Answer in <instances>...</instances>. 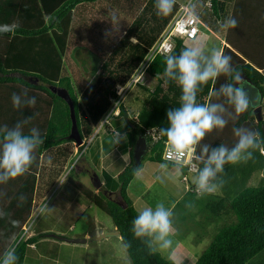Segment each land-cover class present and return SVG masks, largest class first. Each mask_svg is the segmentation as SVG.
<instances>
[{
	"label": "trees",
	"instance_id": "1",
	"mask_svg": "<svg viewBox=\"0 0 264 264\" xmlns=\"http://www.w3.org/2000/svg\"><path fill=\"white\" fill-rule=\"evenodd\" d=\"M96 1L98 0H0V25L16 21L20 24L14 33L0 34V127L7 125L11 128L18 121L31 116L30 123L24 126L25 134L35 127L44 139L43 145L35 152L36 160L29 172L6 184H0V211L7 214L0 218V257L10 246L9 238L15 234L18 241L17 264H25L27 251L29 247L33 248L31 244L35 245L39 236L51 233L40 232L22 237L23 226L33 210L42 160L58 157L55 164L59 172L58 168L66 164L72 152V149L67 148L70 147L68 144L74 142L70 135L69 104L51 86L68 91L81 137L91 135L109 110L113 99L119 97L116 84H125L131 78L149 47L179 7L176 0L172 13L163 17L157 15L155 0H105L115 11L127 14L131 21L109 51L96 45L100 64L94 69L97 72L95 78L75 83L66 72L67 53L70 47L78 46L84 37L82 30L77 28L76 19L82 18L88 5ZM204 5L209 6L218 22L229 18L237 20L236 28L223 29L220 38L226 44L223 45L222 52L231 56L233 67L242 72L255 96L248 92L252 105L239 116H235L234 110L225 105L233 112V117H226L228 124L225 128L208 133L201 144L213 147L224 144L231 148L237 142L233 128L246 127L259 132L261 148H264V0H204ZM205 15L209 16V13H198V17L206 21ZM96 25L102 27L99 22ZM185 46L181 38H176L169 54L178 55ZM165 57L166 55L156 54L146 69L157 81L154 88L148 90L146 97L141 98L137 113H133L136 118H131L128 108L123 102H119V115L112 116L109 124L105 125L104 132L110 134L111 124L119 132L130 131L128 136L131 139V152L138 136L145 134L148 127L167 128V111L180 106V87L172 81L167 84L164 82ZM226 82L230 81L222 75L214 82L209 81L203 85L202 91L197 94V102H224V98H217L210 93ZM22 89H27L29 96H35L34 107L17 109L13 106L12 94H19ZM255 106L261 107V119H257L255 115ZM122 122L124 123L121 124ZM164 141L166 137H161L151 145L153 154L150 159L173 164L162 158ZM55 147L57 149L53 152L50 148ZM199 151L198 146L197 154ZM48 152L53 154L46 156ZM141 164L142 161L133 164L131 158L130 163L117 176L112 177L106 173L108 193L105 197H100L80 181H70L113 219L122 242L129 245L125 249L132 264H176L172 258L160 252L150 253L142 240L135 238L131 231L132 221L139 211L127 194V186ZM199 165V168L203 167L202 164ZM231 166L232 164L225 165L227 176L230 173L228 169L231 172L242 171L245 175L255 170H264V153L260 149L252 150L251 159L239 163L235 169ZM196 174L197 171L193 172L192 178ZM189 178L192 180L188 173ZM240 180L241 176L235 179L228 177L220 189L222 194L218 192L216 203L210 206L216 213L224 209V212L230 211L236 217L235 220L219 228L194 264H254L251 262L253 258H256L255 264H264V260L258 259L262 257L259 254L264 252V182L246 185L238 190ZM112 181L115 184L110 188L109 182ZM112 190H116L119 198L111 195ZM21 196L25 197L23 201L20 200ZM224 201L228 206H224ZM12 221L17 223L13 224Z\"/></svg>",
	"mask_w": 264,
	"mask_h": 264
},
{
	"label": "rangeland",
	"instance_id": "2",
	"mask_svg": "<svg viewBox=\"0 0 264 264\" xmlns=\"http://www.w3.org/2000/svg\"><path fill=\"white\" fill-rule=\"evenodd\" d=\"M177 1L179 3L189 2V0ZM192 3L197 5V13H209V16L205 15V18L207 19L206 21L200 19V34L194 40H199L205 47L206 52H210L212 47L213 49L220 50L223 45L220 38L223 29L220 28L215 15L212 14L208 5H204V0H192ZM88 6L89 7L86 9L82 18L76 17V20L78 21L77 28L82 30V36L84 37L80 40V44L75 47L76 49L74 46L70 47V51L67 53L68 57L66 58V72L71 75L75 83L87 82L88 80H93L95 78L97 72H95L94 69L100 64L96 45L105 50L108 49L109 51L114 42L124 34L125 28L131 21L127 14L121 11H115V9L111 8L105 0H98L94 3H90ZM113 17H115L114 20ZM96 22H99L102 27L99 28L96 25ZM191 41L192 40L185 43L188 44ZM156 81L157 80L153 76L145 73L143 79L144 83L136 85L137 87L132 88L126 94L123 103L129 109L131 115H134L133 113L135 112L137 113V109L141 105V98L146 97L148 90L154 88ZM132 96L133 98L135 97L136 101ZM137 97H139V99H137ZM123 123L124 122L121 124ZM100 131L96 130V133L92 135L88 150L85 151L83 155L78 156L79 153L77 151L75 155L68 159L65 167L58 168L59 176L57 182L60 183L61 179L62 182L57 188L53 187L52 189H49L48 187V189H45V187H43V185H45L43 181L47 179V173L49 176L56 174L54 170L57 169V167L56 164H52V162L55 163L56 160H58V157L53 156L49 159L47 158V160H51L50 165H46L45 160L42 161L41 166L39 167L41 168L39 170L40 177L38 174L33 206L35 208L34 214H36L40 208L41 210L36 217L34 215V217L31 216L28 219L27 223L30 221L31 223L27 233L34 235L40 233L39 230L49 228L51 231L46 232L51 233L39 236L36 244L33 246L34 248L29 247L26 254L25 264H132L121 237L119 238L116 236V233H112L115 231H110V228L114 225L113 219L94 204L90 205L91 202L87 198V195L70 181L72 179L80 181L84 186L93 191L95 187L92 181V174L97 172L100 178L105 179V175H103L100 170V167L103 165L100 160L101 158L99 157L102 153L101 149L100 153H97V159L95 158L94 152L98 151L100 146L104 144V149L111 150L110 153H113V147L116 143L114 134H110L105 138V142L103 143L102 138H104V136L102 137L99 135ZM65 145L67 146V144ZM68 146H72V149L74 150L78 147L75 142L74 145H72L71 142V145ZM150 148L151 145H149V149L145 152L141 164L142 169H145V176L141 175L139 179L135 176L130 182L128 196H131L132 201H134V198H139L142 194H140L142 189L141 186L147 181L148 172L156 163V161L150 160L149 158L153 154L152 148ZM50 149H53L52 151L55 152L56 150L54 149L57 148ZM90 153L93 154L92 157L90 156ZM50 154L53 153L48 152L46 156ZM240 163L242 164L243 162ZM238 164L239 163L232 164L231 167L235 169V166ZM228 171L230 172L228 173L229 176H227V172L224 171L220 174V177L225 182L228 177H230V179H235L236 177L240 178L241 176L240 187L237 188L238 190L246 185H258L264 182V170H255L252 173H248V175L243 174L242 171L231 172L229 169ZM190 176L192 178V174H190ZM149 180L151 181V179ZM177 185L179 187L181 186L180 183ZM53 189L54 192H52ZM165 189L166 187L156 179L153 185L150 187L148 186L147 191L143 194V198H145L146 201H149L153 208L158 202H163L166 207H169L171 201L170 196L175 194L174 192L166 194L164 191ZM44 191H47L46 195L39 203V197L41 196L40 192L44 193ZM181 191H183L182 188L179 193H177V196L179 195L178 201L175 202L173 205L174 207L172 206L174 213V231L171 237L174 242L173 247L160 253L168 257L169 252L173 250V248H178L180 245H184L191 251L196 260L210 243L212 237L219 228L232 222L236 217L230 211L224 212L226 209L217 213L211 209L210 206L216 203V194H211L198 199L196 194L191 193L185 194L181 197ZM137 193L140 194L139 197L137 196ZM98 195H100V197H105L107 193L101 190L98 192ZM115 197H119V195L117 194ZM189 203L193 204L194 208H187L186 205ZM45 205L48 206L47 209H45ZM224 206H228L226 201H224ZM42 209L45 210L42 211ZM95 214L98 216L96 217ZM94 221L98 224V229L96 230H94ZM101 229L102 231H100V233H96ZM86 230H90L89 236H82V232H85ZM105 231H110L112 233L109 235V238H107L108 240H97L96 236L103 234ZM27 233H25L24 229L22 237H26ZM58 233L63 237H60ZM54 234L58 235L55 237H60L69 241L61 242L60 239L52 237ZM73 235L82 236L79 238L85 237L87 241L85 243L76 242V244H73L70 241V239L75 238ZM178 241L181 243L180 245H177ZM260 255H262V257L258 259L264 260V252H261L259 256ZM251 262L255 264L256 258H253Z\"/></svg>",
	"mask_w": 264,
	"mask_h": 264
},
{
	"label": "clouds",
	"instance_id": "3",
	"mask_svg": "<svg viewBox=\"0 0 264 264\" xmlns=\"http://www.w3.org/2000/svg\"><path fill=\"white\" fill-rule=\"evenodd\" d=\"M180 4L181 3H179V5ZM207 4L210 5V2ZM175 5L176 0H155V8L158 16H169ZM186 11L190 18H199L197 5L192 3V0H189ZM173 16H171V18ZM114 19L115 17H113V20ZM218 23L220 28L224 30L236 28L238 26V22L234 18H229L224 22ZM199 26L201 29V23ZM19 27V21L0 25V34L14 33ZM160 34L157 39L160 37ZM197 36L194 39H196ZM176 38H181L184 43L190 40L192 41L188 44L185 43L186 46L178 55L169 54L176 43ZM132 39L136 41L135 37H132ZM194 39L185 40L183 37H175V42L170 52L162 54L166 55L164 82L166 84L169 81L175 82L181 89V96L179 98L180 106L167 111L169 126L159 129V134L162 137H166L167 151L172 154V159L175 162L165 159L163 157V151L162 158L176 165V173L178 175L180 174L181 168L183 169L181 180L182 174L185 171L182 158L187 156L203 165L202 168H198L197 174L192 180L189 178L191 185L195 186V191H188L195 192L199 199L205 195L215 194L222 188L224 181L219 174L224 172L225 165L246 162L252 158V150L260 149L264 151V148H261L259 132L246 127L233 128V133L235 137H237V142L231 148L224 144H220L217 147H213L209 144H201V141L204 140L208 133L216 129L223 130L228 124V118L233 117V112H230L229 108L225 105L230 106L234 110L235 116H239L249 110L252 101L247 92V81L242 72L233 67L231 56L225 55L222 52V48L220 50L214 48L210 52H206L203 44L199 40ZM145 73L148 74L147 70ZM145 73L143 74V79ZM222 75L228 78L230 82L222 84L219 89L214 90L210 94L217 98H224V102L208 104L198 103L197 94L202 91V86L208 84L209 81L214 82ZM142 83H144L143 80L132 85L124 93L119 102L122 103L126 94L132 88L137 87L136 85ZM117 85L118 84L115 86L116 92ZM11 99L13 106L17 109H23L25 107L32 108L36 104L35 96H29L27 89H22L19 94L13 93ZM114 100L115 98L113 102ZM118 109L120 113V105H118ZM119 113L117 115H119ZM129 116H131V118H136L135 115L129 114ZM31 119V116L24 118L11 128L7 125L0 127V184H6L9 180L25 175L29 172L36 160L35 152L37 148L43 145L44 139L41 137L39 130L35 127H32L29 133L25 134L24 126L29 124ZM99 124L91 135L86 137H92L93 133H96L95 131L99 127ZM105 125L106 124H102L100 129L104 131ZM111 128V134H114L116 144L127 139L126 134L122 135L121 132L117 131L114 125L111 124L110 129ZM143 135H145L147 139L149 149V145L153 144L150 143L146 133ZM86 137H82V140ZM198 146L200 148L199 154H197ZM78 149L79 145L76 152ZM87 150L88 148L86 151ZM83 154L84 153H82V155ZM48 162L51 163V160ZM199 163L198 166L200 167ZM160 170L161 175L157 176L156 179L163 183L165 177L168 175V164H161ZM192 173L193 172H189V177ZM141 175V170L137 168L135 172L136 178L139 179ZM24 199V196L20 197L21 201ZM173 207H166L163 202H158L154 208L152 206H145L138 212V215L132 221L131 231L133 236L142 240L150 253L163 252L173 247L174 242L171 238L174 231ZM186 207L192 209L194 205L189 203ZM47 208L48 206L45 205V209ZM45 209H42V211ZM6 215V213L0 211V218ZM12 223L15 224L17 222L12 221ZM30 235L33 234L30 233ZM118 235H120V232ZM9 239L11 241L10 246L4 251L3 256L0 257V264H17L18 262L19 257L16 252L18 241L16 235L13 234ZM31 245L34 246V243ZM124 247L127 248L129 245L125 243Z\"/></svg>",
	"mask_w": 264,
	"mask_h": 264
},
{
	"label": "crops",
	"instance_id": "4",
	"mask_svg": "<svg viewBox=\"0 0 264 264\" xmlns=\"http://www.w3.org/2000/svg\"><path fill=\"white\" fill-rule=\"evenodd\" d=\"M221 42H222V44L224 45V44H226V42L225 41H223V40H221ZM223 45H222V47H223ZM247 92H250L251 94V96H255V92H254V90H251L249 87H247ZM132 98H133V96H132ZM134 99V98H133ZM135 100V99H134ZM136 101V100H135ZM128 112H129V114H131L130 113V111H129V109H128ZM115 127V126H114ZM118 130V129H117ZM100 131V130H99ZM126 131H122L121 132V134L123 135V134H126V136H127V139L125 140V141H121L119 144H115L114 145V147H113V153H110L111 152V150H105L104 149V147H105V145L103 144L102 146H100V148H99V150L98 151H96V152H94V155H95V158L97 159V157H98V155H97V153H100V149H101V155L99 156L101 159V163L103 164L101 167H100V170H101V172L103 173V175H105L106 173H108V174H110L112 177H115V176H117V174H118V172L124 167V166H126L128 163H130V161H131V158H133V151L131 152V147H130V137L128 136V133L130 132H126ZM94 134V133H93ZM105 134H106V136H105ZM99 135H101L102 137L104 136V138H102V142L104 143L105 141V138H107L109 135H110V133H108V132H104L102 129H101V131H100V134ZM98 135V136H99ZM100 136V137H101ZM69 143V142H68ZM69 145V144H68ZM72 145H74V142H72ZM67 148H69V149H72V146L71 147H67ZM75 148V147H74ZM76 149L77 148H75V150L74 149H72V152L70 153V157L71 156H73L74 154H75V152H76ZM133 149H134V147H133ZM116 153H118V154H116ZM90 156L92 157L93 156V154L92 153H90ZM152 156V155H151ZM150 156V157H151ZM69 157V158H70ZM149 157V158H150ZM142 159H143V156H142ZM151 160V159H150ZM43 161V160H42ZM49 160H47L46 161V165H50V163L48 162ZM155 161V160H154ZM164 163H167V162H163V161H156V163L153 165V168L148 172V177H147V181H145V184L143 185V186H141L142 187V189H141V191H140V194L139 193H137V196L139 197V195H140V197L139 198H134V201H133V204H134V206L140 211L143 207H145V206H152V204H150V202L149 201H146V199L145 198H143V194L147 191V188H148V186L150 187L151 185H153L154 183H155V181H156V177L157 176H159V175H161V170H160V165L161 164H164ZM52 164H55L54 162H52ZM66 164H67V162H66ZM66 164L64 165V167L66 166ZM168 164V175H167V177H165V179H164V182L163 183H161L163 186H165L166 187V189L164 190L165 191V193L167 194V193H171V192H174V194L175 195H173V196H170V199H171V201H170V206L169 207H172L174 204H175V202L176 201H178V199H179V195L177 196V193H179V191H180V189L182 188L183 189V191H181V197H183L185 194H196L195 192H187L188 190L186 189V186H185V183L181 180V173L183 172V169L181 168V170H180V174L178 175L177 173H176V165L173 163V164H169V163H167ZM41 166V165H40ZM94 166H96V165H94ZM142 166V165H141ZM41 168H39V170H40ZM140 170H141V173H142V175L143 176H145V169L143 168L142 169V167L140 168ZM55 172H56V174L55 175H52V176H49L48 175V173L46 174V176H47V179L45 180V181H43V183L45 184V185H43V187H45V189H48V187H49V189H52L53 187H55V188H57V186H59V184L62 182V179L60 180V183H58L57 181H58V174H59V172L57 171V169H55L54 170ZM91 171H93L92 169H91ZM263 171V170H262ZM93 173H94V171H93ZM97 173V172H96ZM52 174H53V172H52ZM39 177H40V174H39ZM135 177V176H134ZM133 177V178H134ZM194 177V176H193ZM98 178H99V180L101 181V185L100 186H98L97 184H98ZM132 178V179H133ZM57 179V180H56ZM132 179H131V181H132ZM149 179H151V181L149 180ZM193 179V178H192ZM170 180V181H169ZM92 181H93V183H94V187H95V189L93 190V192L94 193H98L99 191H104L105 193H108V191L106 190V188L108 189V185H107V179H106V177H105V179L104 178H100L99 177V174L97 173V174H92ZM130 181V182H131ZM109 183H111V187L110 188H113V185L115 184L113 181L112 182H109ZM181 184V186L179 187L177 184ZM106 185H107V187H106ZM129 185H130V183L128 184V186H127V194H129ZM110 186V185H109ZM47 192V191H46ZM46 192L44 191V193H41L40 192V197H39V203L41 202V199H43L44 197H45V195H46ZM52 192H54V189H53V191ZM218 192H220L221 194H222V191L221 190H219ZM216 193V195H218L219 193ZM117 192H116V190H112L111 191V195H113V196H117ZM205 196H208V195H205ZM219 196V195H218ZM130 198H131V196H129ZM217 198V197H216ZM91 202V201H90ZM93 203L91 202L90 203V205H92ZM96 206V205H95ZM153 207V206H152ZM34 208V207H33ZM95 216L97 217L98 215L97 214H95ZM93 225H94V230H96V229H98L97 227H98V224L96 223V221H94V223H93ZM117 230V228H116V226H115V224L112 226V228H110V231H116ZM46 231H51V229L49 228V229H45V230H39V232H46ZM100 231H102V229L101 230H99V231H97L96 233H100ZM110 231H105L104 233H108V232H110ZM54 233V232H53ZM112 233H115V232H112ZM59 234V233H58ZM89 234H90V230H86L85 232H82V236H85V237H87V236H89ZM60 236H61V234H59ZM102 235V234H101ZM101 235H99V236H96V239L97 240H108L107 238H109V236H106V237H101ZM82 236H80V235H73V237H82ZM116 236L117 237H119L120 238V235H118V234H116ZM53 238H57V239H60L61 240V242H67V241H69V240H64L63 238H60V237H55V236H52ZM63 237V236H62ZM84 237V238H85ZM87 241V240H86ZM73 244H76V242H72ZM77 243H85V242H77ZM181 243L178 241L177 242V245H180ZM34 248V247H33ZM169 256L168 257H172V259L176 262V264L178 263V264H194V262L196 261L195 260V256L191 253V251L186 247V246H184V245H180L178 248H173V250H171L170 252H169V254H168ZM170 257V258H171Z\"/></svg>",
	"mask_w": 264,
	"mask_h": 264
},
{
	"label": "built area",
	"instance_id": "5",
	"mask_svg": "<svg viewBox=\"0 0 264 264\" xmlns=\"http://www.w3.org/2000/svg\"><path fill=\"white\" fill-rule=\"evenodd\" d=\"M188 3L189 2H184L179 5L177 12L170 19L168 24L165 26V28L160 34V37L155 41L154 45L149 48L147 55L140 62L139 66L137 67L136 71L131 76V78L128 80V82L123 85L121 84L117 85V93L119 97L114 100L110 109L107 111L103 119H101L97 130L100 129L102 124H106V123L109 124L111 117L119 113L118 105L124 93L132 85L143 80L142 76L145 73L150 61L156 54L169 53L175 42V37H183L185 40H187V39H194L199 34L200 32L199 25L201 22L199 18L193 19L188 16V13L186 11V6ZM159 129L160 128L158 126H152L146 129V135L149 137L151 144H154L159 139H161L162 136H160L159 134ZM110 130H112V128ZM91 140H92V137H86L82 140V143L79 145V149H78L79 155L78 156H81L82 153L86 151V149L89 147L91 143ZM262 152L264 153V151ZM163 157L167 160L173 161L172 154L167 151L166 141H165V145L163 149ZM182 159H183V168L185 170L184 173L182 174V180L186 183L187 190L195 191V186H192L191 183L189 182L188 173L197 171L199 168L198 163L195 162L192 158L187 157V156ZM40 210L41 208L39 209L38 212H36V214H34L35 213V208H34V210L31 213V216L34 217L35 215L36 217V215L40 212ZM30 223L31 221L29 223L26 222L24 224L23 228L25 229V233H27ZM29 235L30 233H27L26 237H28Z\"/></svg>",
	"mask_w": 264,
	"mask_h": 264
},
{
	"label": "water",
	"instance_id": "6",
	"mask_svg": "<svg viewBox=\"0 0 264 264\" xmlns=\"http://www.w3.org/2000/svg\"><path fill=\"white\" fill-rule=\"evenodd\" d=\"M53 91H56L58 95L63 97L69 104L70 107V116H71V127H70V135L74 139L76 145H80L82 143V137L80 135V132L78 130V126L76 123V117H75V112H74V106L71 101V97L68 93V91L65 88L62 87H57V86H51ZM255 115L257 119H261V107L255 106L254 108ZM148 149V142L145 137V135L140 134L135 142L134 149H133V164H139V162L142 159V156L145 154V152ZM98 186L101 185V181L98 178ZM119 204H121V201H117ZM115 233L119 234V231L116 230ZM111 232H106L101 235V237H106L111 235ZM53 236H58V235H53ZM62 237V236H60ZM86 238H72L70 239L71 242H86Z\"/></svg>",
	"mask_w": 264,
	"mask_h": 264
},
{
	"label": "flooded vegetation",
	"instance_id": "7",
	"mask_svg": "<svg viewBox=\"0 0 264 264\" xmlns=\"http://www.w3.org/2000/svg\"><path fill=\"white\" fill-rule=\"evenodd\" d=\"M104 192V191H103ZM117 201H120V200H117Z\"/></svg>",
	"mask_w": 264,
	"mask_h": 264
}]
</instances>
